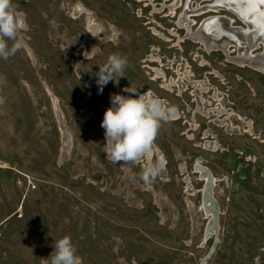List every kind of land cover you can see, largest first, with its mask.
I'll list each match as a JSON object with an SVG mask.
<instances>
[{
    "label": "rangeland",
    "instance_id": "obj_1",
    "mask_svg": "<svg viewBox=\"0 0 264 264\" xmlns=\"http://www.w3.org/2000/svg\"><path fill=\"white\" fill-rule=\"evenodd\" d=\"M13 4L24 14L26 28L19 37L26 47L0 58V264H46L64 236L71 237L82 264H252L253 247L264 242V216L255 214L261 210L245 198L243 212L237 202L222 207L229 211L222 218L224 244L207 261L211 243L202 248L207 221L194 191L201 185L192 174L191 156L162 127L152 150L135 162L123 165L106 154L101 123L110 96L137 98L126 88L140 94L145 87L154 90L146 60L159 62L161 54L150 51L160 48L167 58L172 53L150 31L160 30L157 23L174 26V20L152 16L163 11L164 0L154 4L159 11L132 0ZM184 13L177 11L175 23ZM183 50L202 75L193 62L202 58L190 57L197 49L186 44ZM114 54L127 57L124 77L116 76L98 94L96 74ZM182 55L176 50L171 63L183 62ZM205 59L217 68L224 63L220 55ZM157 151L168 162L163 170ZM201 155L198 163H212L217 178L225 175L219 155ZM234 164L229 158V166ZM150 165L159 171L145 180ZM222 195L219 186L217 200ZM246 225L250 249L237 233Z\"/></svg>",
    "mask_w": 264,
    "mask_h": 264
},
{
    "label": "flooded vegetation",
    "instance_id": "obj_2",
    "mask_svg": "<svg viewBox=\"0 0 264 264\" xmlns=\"http://www.w3.org/2000/svg\"><path fill=\"white\" fill-rule=\"evenodd\" d=\"M133 1L141 4L145 9L153 8L155 11H159L160 5L155 6L154 4L162 2V0ZM243 4L242 0H164L163 11H160V13L153 12L152 15L165 20H174L173 28H165L161 23H157L160 24V30L157 28L150 29L152 35L159 43L166 45L165 51L172 53L169 55L170 58H167L166 53L164 51L163 53L160 48L150 51L155 54L159 52L161 61L146 60L150 71L149 79L155 87L154 90L145 87L142 94L148 92V94L154 95L162 101V107L168 110L169 114L168 120L161 124L163 131H165L166 135L171 134L173 139H177L176 144L182 147L186 154L191 156L190 162L193 163L192 174L196 177L197 185H201L199 188H194L200 198V211L203 204V189L206 185L210 187L211 184L206 180H201V173L197 172V168L211 172L212 178L218 182L214 188V198L219 205V231L218 236H212L205 244L204 241L202 242V246L204 245L202 248L211 243L207 256L210 251L217 249L218 245L224 244L221 239L223 232L222 218L226 217L229 211L224 210L225 212L223 213L222 207L224 208L225 205L230 207L231 204L234 205V202H237L236 206L242 209V211L239 210L240 212H243L241 202L245 198L251 204H256L261 210L255 211L259 219L264 216L261 215V213L264 214V210L261 209L262 204L264 205V200H262L264 199V81H261L264 80V69L260 71L250 66L232 63L222 50L207 52L204 45L195 43L187 37L188 25L185 24L180 27L179 23L183 22L186 17L189 18L191 14L192 16H190L189 20L194 22H192L194 24L191 26L192 28L189 27L191 34H197L201 30L202 32L200 31V33L203 34L204 40L207 39V42L214 41L217 44L230 43L228 48L229 57L234 60L239 59V56H242L241 54L244 52L243 48H246L244 42L245 33L254 34L253 40H262L263 45H260L259 50H253L255 53L253 56L258 54L256 57L264 58V38L255 34L256 29L252 26V23H250V27L249 23L246 24L244 22L247 15ZM217 6H220V10L217 13L205 12L207 10L206 7L214 9ZM171 9H174L173 15ZM179 10H184L187 13L180 16L179 22L175 23L177 11ZM222 12L231 13L235 18H228L222 15ZM221 21H225V25H222ZM209 24L212 25L211 32L208 28ZM180 40L183 42L180 43ZM186 44L193 45L197 49V53H191L190 57L202 58V62L196 59H193V62L197 64V68L203 71L201 72L202 75L206 73L204 77L198 71H194L190 65L186 55L187 51L183 50V46ZM176 50L178 53L182 52L184 54L182 55L183 62L176 60L171 63V57H175ZM212 55H220L222 57V61H224L221 65L222 69L213 67L206 59L203 60L205 57H212ZM203 61L206 62V65H202ZM157 71L165 75H160L157 78ZM187 71L190 77L180 81L182 79L180 75L185 77ZM197 83H202L207 88V91H202L201 87L196 85ZM221 110L225 112L218 115ZM173 117H177V120L173 119ZM216 147L217 150L213 151ZM157 152L158 162H160L163 170L168 166V162L165 160L163 153ZM201 154L207 155L206 158L219 155L221 157L220 160L224 161L222 162V171L225 175L222 178H217L215 171L211 167L212 163L208 161L207 165L198 163L199 159L202 158ZM229 158L234 159V167L229 166ZM181 171L185 172V168H181ZM219 186L224 189V195L221 196L220 201L216 198V190ZM189 191L190 189L187 190V193ZM197 194H193V196H197ZM235 196L240 199L239 202L235 201ZM201 213L203 214L202 211ZM206 221L208 224L209 221L207 219ZM207 224L204 231L205 237L208 232ZM260 227L264 232V226ZM246 228L248 232H246ZM237 233L240 239L247 240V243H243L250 249L253 246L252 236L249 235L250 226H242ZM253 249L255 250L252 253L256 255V258L253 259L252 264H264V242H260L257 247L255 244ZM201 264H204V261ZM242 264L247 263L244 262Z\"/></svg>",
    "mask_w": 264,
    "mask_h": 264
},
{
    "label": "clouds",
    "instance_id": "obj_3",
    "mask_svg": "<svg viewBox=\"0 0 264 264\" xmlns=\"http://www.w3.org/2000/svg\"><path fill=\"white\" fill-rule=\"evenodd\" d=\"M26 28L24 14L17 11L13 0H0V58L7 59L26 47L19 33ZM11 42V43H9ZM127 57L114 54L107 59L104 66L99 67L96 74L98 94L104 87L115 81L116 76L124 77ZM125 92L136 93L137 98L121 94L110 96L111 106L105 111L101 127L105 130L106 154L114 162H135L148 155L161 124L169 118L168 110L162 107V101L148 92L140 94L129 88ZM0 103L3 100L0 99ZM158 166L150 165L143 174V179L155 177ZM46 264H82V258L70 236H64L55 242L54 251L44 259Z\"/></svg>",
    "mask_w": 264,
    "mask_h": 264
},
{
    "label": "bare ground",
    "instance_id": "obj_4",
    "mask_svg": "<svg viewBox=\"0 0 264 264\" xmlns=\"http://www.w3.org/2000/svg\"><path fill=\"white\" fill-rule=\"evenodd\" d=\"M138 1H143V0H138ZM196 1V0H195ZM208 1V0H206ZM249 2V4L247 3H244L243 4V8H244V11H246V15L245 16V23H249V26L251 27L250 23L254 22V24L252 25L253 27H255L256 31H255V34L261 36V38H264V14L262 12V9L264 10V2H261V0H247ZM199 2V1H198ZM153 4V3H152ZM189 4V3H188ZM150 5V4H149ZM200 5V3H199ZM178 7V6H177ZM176 7V8H177ZM200 7V6H199ZM210 7V6H209ZM207 8L206 7V13L207 12H213V13H217L219 10H220V6H217L215 7L214 9L213 8ZM237 7V6H236ZM193 8V7H192ZM172 10V15L174 13V9H171ZM199 10V9H198ZM239 10V9H238ZM248 10L250 11V13L248 12ZM189 11V10H188ZM187 13V12H185ZM244 13V12H243ZM201 14V13H200ZM199 15V14H198ZM190 16H192L191 14L189 15V18L186 17L185 20H183V22L179 23V26L182 27L184 26L185 24L188 25V34H187V37L191 40H193L195 43H199V44H202L204 45L205 49L207 52H212L214 50H222L226 53V55L228 56V60L232 63H236V64H239L241 66H250L252 68H255V69H259L260 71H263L264 69V58H258L256 56H253L255 53H254V49L256 50H259L260 49V45H263V41L262 40H253V36L254 34H247L245 33V39H244V42H245V46L246 48H243V54H241L242 56H239V59H231L229 56H230V53H229V47H230V43H227V42H223V43H220V44H217L215 43L214 41L213 42H207V39L204 40V37H203V34L200 33H197V34H191L192 32H190V28L192 25H194L193 21L189 20L190 19ZM259 17V18H258ZM256 18H258L256 20ZM183 19V18H182ZM229 20V19H228ZM251 20V21H250ZM231 22H233L232 20H230ZM193 22V23H192ZM206 27V25H205ZM192 28V27H191ZM251 31V30H250ZM202 32V31H201ZM249 32V31H248ZM243 33V32H242ZM163 36V35H162ZM258 36V37H259ZM206 37V36H205ZM252 37V38H251ZM256 37V36H255ZM257 37V38H258ZM209 39V37H207ZM217 38V37H216ZM226 38V37H225ZM218 39V38H217ZM252 39V40H251ZM165 40V39H164ZM224 40V39H223ZM228 40V39H227ZM168 41V39H167ZM183 41L180 40V43H182ZM229 42V40H228ZM232 44V43H231ZM178 46V45H177ZM240 47H242V45H240ZM242 52V50H241ZM237 53V52H236ZM260 53V52H259ZM240 54V53H239ZM261 55V54H260ZM228 61V62H229ZM204 64V62H203ZM163 73H161L160 71H157V78L160 77V75H162ZM165 75V74H164ZM162 75V76H164ZM161 76V77H162ZM190 77V74L189 72L187 71L185 73V77H182L181 75V78L180 81H184V79H188ZM173 82V81H172ZM175 84V83H174ZM197 86H200L201 87V90L202 91H207V88L202 84V83H197L196 84ZM173 86V85H172ZM179 86V85H178ZM183 86V85H182ZM196 87V86H195ZM185 89V88H184ZM212 89V88H211ZM169 90V89H168ZM173 90V89H172ZM180 91V90H179ZM186 91V90H185ZM182 94V93H181ZM150 95V94H149ZM196 96V95H195ZM219 99V98H218ZM224 99V98H223ZM203 104V103H202ZM199 107V106H198ZM229 108V107H228ZM232 108V107H231ZM201 109V108H200ZM199 109V110H200ZM221 109V108H220ZM219 110V109H218ZM215 111V110H214ZM225 111L224 110H221L220 113L218 115H221L223 114ZM229 113V112H228ZM232 113V112H231ZM203 114V113H202ZM237 114V112H236ZM177 117H174V119H176ZM228 118V117H227ZM177 120V119H176ZM221 120V119H220ZM227 121V120H226ZM222 122V121H221ZM224 123V122H223ZM218 124V123H217ZM222 124V123H220ZM230 125V123H229ZM228 125V126H229ZM220 126V125H219ZM231 131V130H230ZM209 133V132H208ZM206 149V148H205ZM217 150V147L215 149H213V151H216ZM163 161V160H162ZM197 172L201 173V180H206L209 184H211V186L209 187V185H206L203 189V204H202V207H201V210L204 214V218H206L209 223L207 224L208 225V232H207V235L206 237L204 236V244L207 240H209V238H211L212 236H218V231H219V219H218V224L215 222V216L217 217L218 215V209H219V205H218V202L215 200V195H214V188L216 187L217 185V181L212 178L211 176V172L209 173V171L205 170V169H202V168H197ZM198 174V173H197ZM190 180V179H188ZM202 181V182H203ZM204 183V182H203ZM217 210V212H216ZM221 213V212H220ZM220 215V214H219ZM205 219V220H206ZM213 237V238H215ZM218 245V244H217ZM216 245V246H217ZM204 246V245H203ZM211 257V256H210ZM210 257L208 259H210ZM206 263V262H205Z\"/></svg>",
    "mask_w": 264,
    "mask_h": 264
},
{
    "label": "water",
    "instance_id": "obj_5",
    "mask_svg": "<svg viewBox=\"0 0 264 264\" xmlns=\"http://www.w3.org/2000/svg\"><path fill=\"white\" fill-rule=\"evenodd\" d=\"M219 210V209H218ZM216 212H217V210H216ZM215 222L218 224V215H217V217L215 216ZM214 250L215 249H213L212 251H211V253H210V255L208 256V257H210L213 253H214Z\"/></svg>",
    "mask_w": 264,
    "mask_h": 264
},
{
    "label": "snow or ice",
    "instance_id": "obj_6",
    "mask_svg": "<svg viewBox=\"0 0 264 264\" xmlns=\"http://www.w3.org/2000/svg\"><path fill=\"white\" fill-rule=\"evenodd\" d=\"M261 2H264V0H261Z\"/></svg>",
    "mask_w": 264,
    "mask_h": 264
}]
</instances>
